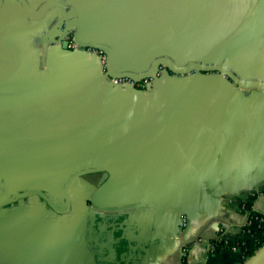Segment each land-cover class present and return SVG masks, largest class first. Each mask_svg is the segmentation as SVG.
I'll return each instance as SVG.
<instances>
[{"label":"crops","instance_id":"1","mask_svg":"<svg viewBox=\"0 0 264 264\" xmlns=\"http://www.w3.org/2000/svg\"><path fill=\"white\" fill-rule=\"evenodd\" d=\"M87 6L88 35L114 52L115 67L139 70L159 55L177 67L224 65L237 82L261 89L215 73H162L145 94L103 91L89 60L59 48L44 55L47 24L22 21L14 2L0 0V90L8 93L0 101L29 106L37 118L24 125L4 120L0 149L29 148L25 175L38 162L34 150L46 149L34 187L62 211L36 194L1 209L0 264H243L247 258L236 248L208 247L264 238L245 233L243 209L264 210V0ZM3 153L0 170L9 157ZM104 169L114 178L92 206L85 190L100 187L103 173L96 171ZM106 194L111 207L127 208L99 210ZM182 214L189 217V244L207 224L224 225L186 248Z\"/></svg>","mask_w":264,"mask_h":264},{"label":"water","instance_id":"2","mask_svg":"<svg viewBox=\"0 0 264 264\" xmlns=\"http://www.w3.org/2000/svg\"><path fill=\"white\" fill-rule=\"evenodd\" d=\"M2 1V0H1ZM6 3L14 2L20 9L15 11L14 14L21 18L22 21L27 22H41L43 24L46 23L47 26L43 30L46 35L47 41L43 42V48L48 45L47 53L45 49L43 50L44 55H51L53 54L57 48L65 51H71L73 54L84 57L89 60L93 66L99 69L101 74V88L103 91H114V92H121L125 94H145L148 93L149 90L152 88V82L157 80L158 77L163 73L166 75L173 74V75H187V74H200V73H215L218 77L224 80H230L237 86L245 87V88H254L258 87L261 89L260 85L252 84V83H240V81L231 71H229L224 65L223 66H203L200 64L189 65L186 67H177L174 65L170 60L165 59L159 55H151L147 58V62L145 66L140 68L139 70H124L120 67H115L113 65V57L114 52L107 47L104 43H98V41L94 40L90 35H88V29L85 26V19L87 20V16H89V9H88V2L89 0H3ZM9 14V13H8ZM51 40V41H50ZM72 40L77 46L81 48H92L98 51H101L106 59L104 65L100 64V59L97 58L95 55H89L83 51L79 50H70L68 48L69 42ZM3 62L9 64H15L10 59L4 60ZM22 67L25 69L24 65ZM11 70V68H10ZM46 76V75H45ZM43 75V77H45ZM49 74L47 75V77ZM42 77V76H41ZM122 79L126 78L135 83H146L144 90H139L135 88H125L123 89H114L109 85L108 79ZM40 79V78H39ZM41 80V79H40ZM39 80V82H40ZM9 92L11 97H13V92ZM14 91V90H13ZM1 94L7 95L8 93L3 90H0ZM26 104V103H25ZM9 106H13L9 105ZM17 106V105H16ZM1 107L5 111L4 114L0 113V131L4 127V120H21V123L24 125V122L31 123L37 118L36 113H34V109L31 111L29 106L24 111L25 107H22L20 104L17 106L16 109L9 108L5 105L4 100L0 101V112ZM39 108L41 106L39 105ZM42 120V123H45V119ZM19 123V121H18ZM13 126V122L11 123ZM11 126V127H12ZM37 127V125H36ZM19 128V124L17 125ZM70 132L73 131V128L70 126L67 128ZM70 135V134H69ZM44 138H48L51 134H43ZM53 136H56L54 134ZM42 138V137H40ZM39 138V139H40ZM17 146V145H15ZM35 153L38 157V162L33 164V167L28 166V174H24L25 169V161L28 159V156L31 155V151L29 148H13L10 147L9 149L4 152L0 149V154H9V157L5 159L6 168L0 170V210L7 207L12 206L20 201H23L27 198H30L33 194H36L42 202L51 208L55 213L61 214L62 211L50 200L45 192L36 189L34 187V179L39 175L42 168L45 167V164L42 163L44 160H39V156H43L46 154V149H35ZM2 154V155H3ZM1 158V157H0ZM1 167V166H0ZM92 170V169H90ZM103 173L102 180L100 183V187L97 189H86L85 192L87 196H90V203L94 206V200L98 198L101 191L106 187H108L112 179L114 178L112 175V171L110 169L98 170L96 173ZM91 173H94L91 172ZM121 175V174H120ZM22 177L24 179H22ZM18 179H22L26 183L20 185L18 183ZM75 177H70L65 185H64V193H65V206L70 205V196H69V188L70 185L73 183ZM22 182V181H21ZM95 186L96 183H91ZM100 201V208L104 212H116L125 210L127 207H117L113 208L111 205V201L108 199L107 194L102 195L99 199ZM146 207L158 209V205H145ZM165 210H168L167 208ZM182 221H181V230L180 234L182 236L183 242H185V247L189 248L194 246L196 243L202 241L203 234L209 228H215V225H224V223L219 221H213L207 224L203 230L197 233L194 238L193 243H188L187 239L190 235V222L189 217L182 214ZM183 220L185 223L183 224ZM218 228V227H217ZM218 252V251H217ZM243 264H264V243L253 253L252 256L247 258Z\"/></svg>","mask_w":264,"mask_h":264},{"label":"built area","instance_id":"3","mask_svg":"<svg viewBox=\"0 0 264 264\" xmlns=\"http://www.w3.org/2000/svg\"><path fill=\"white\" fill-rule=\"evenodd\" d=\"M68 48L70 50H79V51H83L89 55H95L97 58L100 59V64L101 65H104L105 63V55L101 52V51H98V50H95V49H92V48H81L79 46H77L75 43L72 42V40L69 42L68 44ZM109 80V85L114 88V89H123L125 90V88H127L126 90H128V88H135V89H139V90H144V87H145V83L142 82V83H135L129 79H126V78H118V79H108ZM243 209L244 211H246L247 213V219H246V222L244 224V228L245 227H248L252 224V221H257L258 224L257 226L260 227L262 225H264V210L262 211H253L251 210V212L253 213L254 212V216H251L250 212H248L247 210H245L244 206H243ZM185 223V221L183 220V224ZM264 233V231L262 232ZM248 234V233H247ZM219 243L223 242L222 239H219L218 240ZM215 248L214 246H209L208 247V250L209 252H214L215 251Z\"/></svg>","mask_w":264,"mask_h":264},{"label":"trees","instance_id":"4","mask_svg":"<svg viewBox=\"0 0 264 264\" xmlns=\"http://www.w3.org/2000/svg\"><path fill=\"white\" fill-rule=\"evenodd\" d=\"M245 210L250 212L251 216H254V212H251V207L249 205H244ZM258 222L257 221H252V224L248 227L244 228L245 233H248L249 235L252 236H258L260 233L264 231V225L258 227L257 226ZM264 243V238L260 239L258 243L251 245L249 242L245 240H239L235 242H228V243H222L221 245L216 247V250H220L223 248H236L240 250L241 254L245 258H249L250 256L253 255V253Z\"/></svg>","mask_w":264,"mask_h":264}]
</instances>
